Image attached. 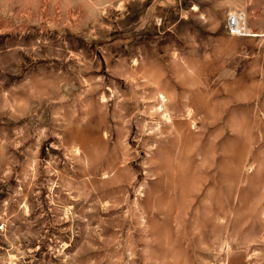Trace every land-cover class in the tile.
I'll return each instance as SVG.
<instances>
[{"label":"rangeland","instance_id":"obj_1","mask_svg":"<svg viewBox=\"0 0 264 264\" xmlns=\"http://www.w3.org/2000/svg\"><path fill=\"white\" fill-rule=\"evenodd\" d=\"M0 264H264V0H0Z\"/></svg>","mask_w":264,"mask_h":264},{"label":"built area","instance_id":"obj_2","mask_svg":"<svg viewBox=\"0 0 264 264\" xmlns=\"http://www.w3.org/2000/svg\"><path fill=\"white\" fill-rule=\"evenodd\" d=\"M227 31L231 35L241 36L249 35L250 30L247 27L246 18L243 12L238 10H231L226 15Z\"/></svg>","mask_w":264,"mask_h":264},{"label":"bare ground","instance_id":"obj_3","mask_svg":"<svg viewBox=\"0 0 264 264\" xmlns=\"http://www.w3.org/2000/svg\"><path fill=\"white\" fill-rule=\"evenodd\" d=\"M164 98V97H163Z\"/></svg>","mask_w":264,"mask_h":264}]
</instances>
